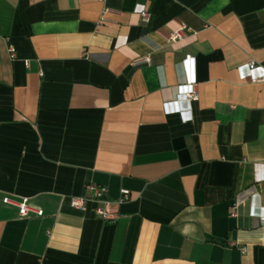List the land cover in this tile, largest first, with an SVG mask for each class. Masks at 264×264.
I'll use <instances>...</instances> for the list:
<instances>
[{
  "label": "crops",
  "instance_id": "obj_1",
  "mask_svg": "<svg viewBox=\"0 0 264 264\" xmlns=\"http://www.w3.org/2000/svg\"><path fill=\"white\" fill-rule=\"evenodd\" d=\"M187 60L190 121L163 110ZM250 64L264 71V0H0V264H264ZM89 187L104 193L73 208ZM121 190L118 220L98 219ZM22 199L43 216L21 219Z\"/></svg>",
  "mask_w": 264,
  "mask_h": 264
},
{
  "label": "built area",
  "instance_id": "obj_2",
  "mask_svg": "<svg viewBox=\"0 0 264 264\" xmlns=\"http://www.w3.org/2000/svg\"><path fill=\"white\" fill-rule=\"evenodd\" d=\"M135 15L139 16V18L147 22L148 21V14L143 10V8H137L134 12ZM189 30L184 25H178L177 29L170 33L169 35L165 36V41L168 44H175L178 41H181L184 38V35L188 33ZM7 53L9 59L11 61L16 60V50L12 45L7 46ZM148 59H145L147 61ZM186 65L192 64V69L188 71L187 82L183 86H180L177 89V99L174 102L167 103L163 105V110L167 115L179 114L183 117L184 121H190L191 116L189 115L190 110L189 107L183 108L180 106V102L186 103L188 106L192 101L197 100V93L195 91V77H194V68L193 62H189L187 60ZM189 69V67H188ZM247 70L249 72V77L253 83H264V71L257 68L254 64H250L247 66ZM254 74V76H252ZM89 191L93 193L92 198H76L72 200V207L77 210H86L90 203L95 202L103 193L104 190H101L96 187H89ZM129 201V192L127 190H121L119 198L111 203H106L104 207L99 208L95 207L92 211L93 214L105 223H114L119 218V208ZM5 205L13 204L8 198L3 200ZM15 206L18 209V215L21 219H27L30 217L41 218L43 216V212L33 207L29 206L27 199H22L20 202L16 203ZM232 218L237 217V208L234 207L231 213Z\"/></svg>",
  "mask_w": 264,
  "mask_h": 264
}]
</instances>
